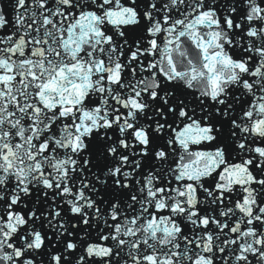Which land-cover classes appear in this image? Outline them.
Wrapping results in <instances>:
<instances>
[{
    "label": "snow or ice",
    "instance_id": "obj_1",
    "mask_svg": "<svg viewBox=\"0 0 264 264\" xmlns=\"http://www.w3.org/2000/svg\"><path fill=\"white\" fill-rule=\"evenodd\" d=\"M0 3V264H264V0Z\"/></svg>",
    "mask_w": 264,
    "mask_h": 264
},
{
    "label": "water",
    "instance_id": "obj_2",
    "mask_svg": "<svg viewBox=\"0 0 264 264\" xmlns=\"http://www.w3.org/2000/svg\"><path fill=\"white\" fill-rule=\"evenodd\" d=\"M12 2L13 0H0V3H7L8 7L6 8V12H12Z\"/></svg>",
    "mask_w": 264,
    "mask_h": 264
}]
</instances>
